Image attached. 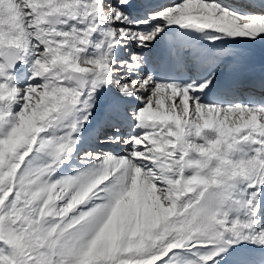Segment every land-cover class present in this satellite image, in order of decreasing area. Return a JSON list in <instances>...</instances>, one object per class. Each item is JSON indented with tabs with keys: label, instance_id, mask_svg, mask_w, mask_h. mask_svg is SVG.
I'll list each match as a JSON object with an SVG mask.
<instances>
[{
	"label": "snow or ice",
	"instance_id": "1",
	"mask_svg": "<svg viewBox=\"0 0 264 264\" xmlns=\"http://www.w3.org/2000/svg\"><path fill=\"white\" fill-rule=\"evenodd\" d=\"M0 264H264V0H0Z\"/></svg>",
	"mask_w": 264,
	"mask_h": 264
}]
</instances>
